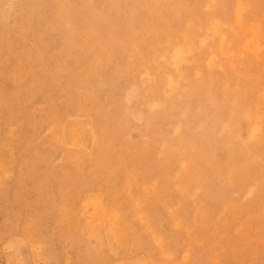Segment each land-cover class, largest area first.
Returning a JSON list of instances; mask_svg holds the SVG:
<instances>
[{"label":"rangeland","instance_id":"obj_1","mask_svg":"<svg viewBox=\"0 0 264 264\" xmlns=\"http://www.w3.org/2000/svg\"><path fill=\"white\" fill-rule=\"evenodd\" d=\"M0 264H264V0H0Z\"/></svg>","mask_w":264,"mask_h":264},{"label":"bare ground","instance_id":"obj_2","mask_svg":"<svg viewBox=\"0 0 264 264\" xmlns=\"http://www.w3.org/2000/svg\"><path fill=\"white\" fill-rule=\"evenodd\" d=\"M118 55V54H117ZM150 57V56H149ZM122 136V135H121ZM110 148V147H109ZM109 152V151H108ZM125 159V158H124ZM75 160V159H74ZM128 160V159H127ZM124 162V161H123ZM79 182V181H78ZM124 187V186H123ZM76 203V202H75ZM178 244V243H177ZM178 247V246H177ZM195 247V246H194ZM175 248V247H174ZM245 259V258H244Z\"/></svg>","mask_w":264,"mask_h":264}]
</instances>
